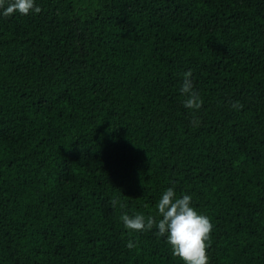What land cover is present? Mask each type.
Segmentation results:
<instances>
[{"label": "trees", "instance_id": "1", "mask_svg": "<svg viewBox=\"0 0 264 264\" xmlns=\"http://www.w3.org/2000/svg\"><path fill=\"white\" fill-rule=\"evenodd\" d=\"M35 3L0 15V264H183L120 219L170 187L209 264H264V0Z\"/></svg>", "mask_w": 264, "mask_h": 264}, {"label": "clouds", "instance_id": "2", "mask_svg": "<svg viewBox=\"0 0 264 264\" xmlns=\"http://www.w3.org/2000/svg\"><path fill=\"white\" fill-rule=\"evenodd\" d=\"M31 12L36 14L41 12L35 0H0V15L4 17L15 13L26 16ZM191 77V71L184 73L180 92L186 97L183 106L191 111H198L203 106V100L194 89ZM232 108L241 110L243 105L237 101L232 104ZM192 123L198 126L199 121L193 120ZM110 203L115 207L118 201L114 199ZM156 207L161 217L159 220L151 215L145 217L140 213L134 216L125 213L120 219L124 227L130 231L144 232L155 228L156 235L166 237V243L170 246L173 256L183 264H209L207 250L211 243L213 225L209 217L192 207V197L188 194L177 197L174 188L170 187L162 193ZM126 246L129 249L135 247L131 240Z\"/></svg>", "mask_w": 264, "mask_h": 264}]
</instances>
